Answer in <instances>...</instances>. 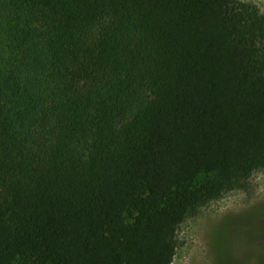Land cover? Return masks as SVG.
<instances>
[{"label": "trees", "instance_id": "trees-1", "mask_svg": "<svg viewBox=\"0 0 264 264\" xmlns=\"http://www.w3.org/2000/svg\"><path fill=\"white\" fill-rule=\"evenodd\" d=\"M262 169L251 5L0 0V264H171Z\"/></svg>", "mask_w": 264, "mask_h": 264}, {"label": "rangeland", "instance_id": "rangeland-1", "mask_svg": "<svg viewBox=\"0 0 264 264\" xmlns=\"http://www.w3.org/2000/svg\"><path fill=\"white\" fill-rule=\"evenodd\" d=\"M238 1L264 17V0ZM171 264H264V169L183 220Z\"/></svg>", "mask_w": 264, "mask_h": 264}]
</instances>
